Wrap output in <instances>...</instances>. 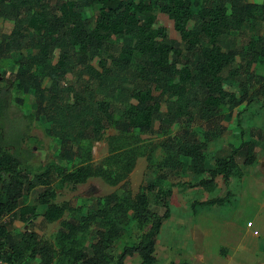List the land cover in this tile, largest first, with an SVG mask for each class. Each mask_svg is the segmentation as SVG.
<instances>
[{
    "label": "trees",
    "instance_id": "obj_1",
    "mask_svg": "<svg viewBox=\"0 0 264 264\" xmlns=\"http://www.w3.org/2000/svg\"><path fill=\"white\" fill-rule=\"evenodd\" d=\"M158 13L172 20L179 41L170 37L166 27L155 26ZM0 21V60L13 59L16 66L13 78L0 76V218L17 212L19 220L27 223L40 213L48 222L57 221L70 210L67 202H55L58 189L105 174L91 164L66 169L52 160L36 166L34 148L27 143L36 115L9 114L14 90L30 94V107L44 116L49 133L63 142L86 140L90 135L98 138L111 126L129 138L135 130L151 132L154 121L159 123L158 133L174 124L182 130L187 118L210 123L223 108L231 112L242 102L247 107L251 101L264 100V82L253 70L264 59V36L253 34L264 24V2L0 0ZM239 33L244 39L236 44ZM94 59L97 67L92 65ZM44 78L49 83L41 87ZM226 79L238 82L241 95L224 87ZM238 138L237 146L215 154L213 164L207 160L205 145L194 136L183 139L180 133L168 138L163 148L172 156L159 177L178 175L185 158L199 178L170 186H197L211 192L218 176L224 184L240 178L239 162L252 166L256 155L254 142L242 128ZM37 186L43 190L36 203L21 205V199ZM170 186L155 194L164 206L162 214L149 209V183L134 198L106 195L77 220L61 219L56 236L59 251L27 231L12 241L2 224L0 260L19 264L27 254L30 260L37 259L36 264H126L133 257L140 264H154L158 235L170 217L166 198L171 196ZM233 195L227 190L222 196L192 201V212L197 207L225 206ZM128 219L135 222L139 239L125 243L114 256L112 249L123 237ZM92 226L89 246L76 247V237Z\"/></svg>",
    "mask_w": 264,
    "mask_h": 264
},
{
    "label": "rangeland",
    "instance_id": "obj_2",
    "mask_svg": "<svg viewBox=\"0 0 264 264\" xmlns=\"http://www.w3.org/2000/svg\"><path fill=\"white\" fill-rule=\"evenodd\" d=\"M257 4H261L264 0H250ZM3 24V23H2ZM192 22L188 23V27H192ZM155 26L166 27L172 39L180 40L178 33L173 28L172 20L163 13L157 14V22ZM254 31V36H264V24L258 25ZM248 35H251L248 33ZM244 39L243 34L235 37L236 44H240ZM27 50H23V54ZM10 60H0V76L13 78L16 73L15 63ZM92 65L97 67L96 59L92 60ZM253 70L260 80L264 82V59L253 65ZM70 81V75L66 76ZM49 83L47 78L40 81L41 87L47 86ZM0 85L2 83L0 82ZM224 87L237 96L241 95V89L238 82L232 79L224 81ZM255 88V86H252ZM30 94L22 91L13 92V98L9 114L21 115L22 113L32 112L36 115L35 120L30 126V138L28 145L33 146L35 158L34 164L43 165L48 161H55L63 165L66 169H73L82 164H91L98 166L103 175H95L88 178L83 183L67 185L63 189L57 190L55 202L65 201L68 203L70 210H67L61 219L74 221L81 215L91 210L92 204L96 199L110 194H118L129 198H134L143 188L151 183V190L147 191L149 198V209L155 213L162 214L164 206L155 196L160 189H167L171 183L177 182H195L199 176L195 174L190 166L189 159L184 158L183 168L178 175H167L166 178L159 177L168 168V161L172 156V152L164 150L163 145L168 138L178 137L180 133L183 139L194 136L197 140L205 145V154L210 164L216 153L226 152L231 145L237 146L239 143V128L244 131L245 137L250 138L255 144L256 161L252 166H244L239 162L242 170L240 178H231L227 184H224L221 177L216 178V187L209 192L197 186H170L172 193L168 198L170 217L163 223L156 243V257L154 264H168L172 259L181 257L182 260L192 258L188 252L191 250L196 252L199 246L200 238L202 242L200 249L202 252H221V257L225 264H238L235 257L230 256L233 249L239 255L250 257L251 252H246L249 247H255V260L257 262L264 261V100L251 101L247 107L245 102L237 106L233 111L223 108L221 115L210 123H204L197 118H187V125L179 130L174 124L164 133H158V121H154L152 131L149 133H141L135 130L134 136L129 138L123 136L117 127H109L101 137L95 138L94 135L86 140L66 141L63 142L54 138L48 131L49 124L44 116L39 114L35 109L30 107ZM165 99H174L173 96H166ZM166 106L164 102L161 104V111L164 112ZM239 117V124L237 118ZM10 129V124H8ZM8 129V130H9ZM10 133V130H9ZM123 152L122 156L117 154ZM209 164V165H210ZM118 174L116 175V172ZM43 190L42 186L34 188L27 196L23 197L20 204H35L37 195ZM230 190L234 193L231 200L225 206H218L216 210L202 211L196 216V212H192L191 203L195 200H205L214 196H222ZM212 208V207H206ZM42 208L39 207V211ZM178 212L181 216L179 225L183 224L188 218L199 217L204 220L199 227L194 220H190V237L193 238L195 246L191 245L187 240L184 227H178L179 239L173 238V223H176L172 212ZM190 211V213H189ZM189 213L187 218L182 215ZM187 216V215H186ZM185 216V217H186ZM48 222L40 213L32 217L27 223H23L18 218V213L10 214L7 219L0 220V225H5L6 230L11 235V240L16 241L25 231L36 235L37 239L42 242L51 244L57 251L61 248V244L57 241V233L60 230V220ZM249 219V220H248ZM174 220V221H173ZM246 220L252 222V229L249 235L245 233L244 226ZM170 224V226H169ZM254 224V226H253ZM241 232V236H236L237 230ZM168 227V228H167ZM175 228V226H174ZM202 229V233L201 230ZM169 230L171 232H169ZM256 230L257 235H253L252 231ZM139 230L135 222L128 219L124 235L118 239L112 249V253L116 256L120 252L125 243H136L139 239ZM184 234V238H182ZM94 226L84 236H77L76 247H87L93 240ZM235 235V236H234ZM196 247V248H195ZM192 248V249H191ZM261 250V251H258ZM177 252V253H176ZM180 259V260H181ZM179 260V259H176ZM36 260H30L27 254L19 264H36ZM210 263V261H209ZM256 263V262H255ZM56 264V261L55 263ZM126 264H140L138 257L127 260ZM193 264H200L196 261ZM216 264V262H215ZM222 264V263H220Z\"/></svg>",
    "mask_w": 264,
    "mask_h": 264
},
{
    "label": "crops",
    "instance_id": "obj_3",
    "mask_svg": "<svg viewBox=\"0 0 264 264\" xmlns=\"http://www.w3.org/2000/svg\"><path fill=\"white\" fill-rule=\"evenodd\" d=\"M2 26V22L0 21V27ZM4 31H7V29L6 28H4ZM3 57H5V56H3ZM2 57V58H3ZM210 207H212V208H206V207H197V209H196V216H198V214L200 213V212H202V211H207V210H210V212H213V210L212 209H214V210H216V208H214L213 206H210ZM215 207H218V206H215ZM171 213V212H170ZM173 213V215L171 216V218L172 217H174V220L176 221V223H173V225L175 226V228H174V226H173V228H171L172 229V232H173V238L176 240V238H178L179 239V235H181L180 233H179V231H178V227L180 226L179 225V222H180V219H181V216L180 215H178L179 213L176 211V212H172ZM184 213V212H183ZM189 213H190V211H189ZM189 213H184L182 216L184 217V218H187L188 217V215H190ZM187 215V216H186ZM186 216V217H185ZM190 216H192V218H188L186 221H183V224L180 226L181 228L182 227H184V229H185V231H184V234L186 233V235H187V240H188V242L191 244V245H193V246H195V242H194V240H193V238L192 237H190V224H191V222H190V220L192 219V223L194 222V220L196 221V223H197V225L199 226V227H202L201 226V224H202V222L204 221V220H202V219H200V216L199 217H193V215H190ZM194 219V220H193ZM169 220V219H168ZM173 220V221H174ZM249 220V219H248ZM246 222H247V220H246ZM169 226H170V224H169ZM253 226H254V224H253ZM246 227V228H245ZM168 228V227H167ZM232 228H233V230H237L235 227H233L232 226ZM244 228L245 229H247V230H245V233L247 234V235H249V230L250 229H252L253 227H247L246 225L244 226ZM201 230V233H202V229H200ZM169 232H171L170 230H169ZM188 232H189V234H188ZM258 233V232H257ZM184 234H182V238H184ZM252 234L253 235H257V234H254L253 233V231H252ZM235 236V235H234ZM236 236H240V237H243L244 236V234H243V236H241V232L240 231H238L237 230V233H236ZM201 242H202V236H201V238H200V242H199V246H198V248H196L197 249V251L196 252H193L192 250L190 251V252H188V254H189V256H193L192 258H186L185 257V260H182L181 259V257H179V258H175V259H172V261H175V262H180V261H187V262H189V264H193V262L194 261H196V262H198V263H200V264H215V262H216V264H220V263H222V264H225V262L226 261H224L223 262V260H222V257H221V255H223V254H221V252H212V251H210V252H202V250L200 249V246H201ZM255 247H256V245H254V246H252V247H249V249L248 250H246V252H251V254H252V260L250 259V257H245V256H241V255H239L237 252H239V251H236V249H233L231 252H230V256H232V258H234L235 257V260L238 262V264H264V261L263 262H257L255 259V256H256V252H255ZM192 249V248H191ZM258 251H261V250H258ZM177 253V252H176ZM263 258H264V256H263ZM176 259H179V260H176ZM181 259V260H180ZM209 261H210V263H209ZM256 262V263H255Z\"/></svg>",
    "mask_w": 264,
    "mask_h": 264
},
{
    "label": "built area",
    "instance_id": "obj_4",
    "mask_svg": "<svg viewBox=\"0 0 264 264\" xmlns=\"http://www.w3.org/2000/svg\"><path fill=\"white\" fill-rule=\"evenodd\" d=\"M9 215H10V214L1 217L0 220L7 219V218L9 217ZM246 226H247V227H252V222H251V221H248V222L246 223ZM253 233H254V234H257V231L254 230ZM0 264H6V263L3 262L2 260H0Z\"/></svg>",
    "mask_w": 264,
    "mask_h": 264
}]
</instances>
